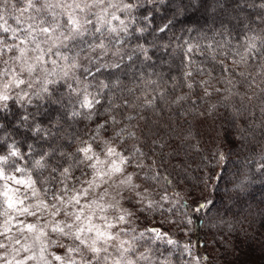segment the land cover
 Returning a JSON list of instances; mask_svg holds the SVG:
<instances>
[{
	"label": "clouds",
	"instance_id": "1",
	"mask_svg": "<svg viewBox=\"0 0 264 264\" xmlns=\"http://www.w3.org/2000/svg\"><path fill=\"white\" fill-rule=\"evenodd\" d=\"M0 264H264V0H0Z\"/></svg>",
	"mask_w": 264,
	"mask_h": 264
}]
</instances>
